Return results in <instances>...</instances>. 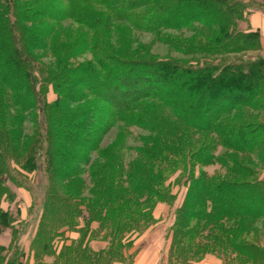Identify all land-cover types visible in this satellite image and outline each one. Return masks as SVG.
Here are the masks:
<instances>
[{"label": "rangeland", "instance_id": "1", "mask_svg": "<svg viewBox=\"0 0 264 264\" xmlns=\"http://www.w3.org/2000/svg\"><path fill=\"white\" fill-rule=\"evenodd\" d=\"M228 1H238L235 8L240 19L236 23V33L251 32L247 27L249 13H245L243 6L246 0ZM7 3V9L10 8L13 14L9 24L14 25L11 32L18 33L17 38L24 54L33 62V72L37 79L36 94L41 96L46 109L43 111L39 104L35 106L34 100H29L22 88L15 92L4 91L0 84V125L8 144L4 140L0 141V166L5 168L6 173L1 180L6 193L0 194V212L7 213L15 221L13 227L3 226L0 229V264H61V258L57 254L62 245L72 246L73 249L75 245L81 244V248L85 247L86 251L107 253L111 248V232L107 229L100 230L98 222L86 223L84 214V217L81 214L78 218L77 228L61 230L64 234L55 239L54 254L32 249L42 215L43 188L49 183L47 174L41 171L44 169L43 154L46 150H55L53 140L56 136L52 139V147H48L43 136L46 127L51 124V112L55 111L53 117L62 114L63 100L70 84L73 85L71 94L77 101L75 104L64 103L70 109L78 112L83 106L87 108L88 103L82 102L78 94L91 98L90 90L79 84L81 81L77 70L81 67L80 73L84 74V70L90 67L98 72L103 65L113 66L115 61L125 63L124 65L167 61L193 68L201 67L206 62L205 64L224 67L227 63L237 64L249 58H264L262 38L260 35L245 37L250 42L254 40L253 50L246 44L249 48H240L235 53H196L188 50L189 42L196 36L208 39L218 35L215 26L205 27L195 23L178 29L145 30L135 26V18L124 20L116 16L121 12L109 11L108 5L111 2L108 0H9ZM255 3L253 10L260 9V2ZM237 38L245 40L243 37ZM258 42L260 49L256 47ZM110 58L112 63L106 61ZM104 61L106 64H103ZM156 88L158 89L150 92L152 98L156 95L155 98L140 104L139 110L133 114L132 124L130 120H115L103 143L92 155L93 162L89 167L93 171L104 169V174L100 172V178L87 176V186L82 192L78 191L80 186L75 183L76 180L65 182L63 186H70L73 193L77 191L73 200L64 198L73 205H78L79 198H94L97 192L96 190L94 193L95 186L100 185L105 192H114V195H107L112 196V202L121 206H124L123 202H127L131 206L135 205V210L144 209L142 216L130 215L135 218L138 227L122 235L121 264H195L209 256L221 260L223 264H243L244 262L235 261L236 257L229 250L228 240L223 234L216 237L217 234L211 235L207 230L200 237L203 251L196 258L174 260L172 249L177 242L178 223L186 211L184 206L191 187L187 182L190 167H186L178 158L180 151L187 146L192 150L201 148L196 153L198 156L210 155L209 152L213 149V158L220 157L221 161L206 162L202 167L194 166L191 171L195 177L203 172L208 179L225 175V179L232 183L256 179L261 180L260 184L263 183L264 187V131L260 133V139L251 153H232L227 148L220 147L221 142L212 133L199 134L183 127L185 111H182L181 103L185 100L168 99L169 93H176V85L157 84ZM212 94L208 93L207 100H212ZM17 97L19 98L16 99ZM25 100L31 108L23 111ZM54 104L57 106L52 108ZM102 104L101 106H107L106 103ZM206 105L207 102L202 104L196 113L198 119L205 115H209L211 119L216 118L214 113L223 108V105L214 102L211 112L204 114ZM45 110L49 112L46 113ZM218 119L245 128L250 133L255 130L258 132L264 126V89L249 105L225 111ZM6 145L9 149L5 148ZM173 148L176 150L173 151ZM33 152L37 154L38 169L36 167L32 172L28 171V174L20 169L17 171L21 176L18 173L17 176H7L11 157L20 168ZM170 152L176 156L171 158L168 155ZM12 167L16 168L14 165ZM237 170L238 174L235 172ZM245 194L248 195V192ZM123 206L121 211H125ZM194 210L196 214L204 215L201 206ZM259 210L263 212L264 208L260 207ZM53 217L55 218H51ZM263 217L251 220L250 239H255V233L259 234L256 239L264 238V227L259 225ZM225 231L227 229L223 232Z\"/></svg>", "mask_w": 264, "mask_h": 264}, {"label": "trees", "instance_id": "2", "mask_svg": "<svg viewBox=\"0 0 264 264\" xmlns=\"http://www.w3.org/2000/svg\"><path fill=\"white\" fill-rule=\"evenodd\" d=\"M8 1L0 0L1 88L10 92L22 88L27 93L28 99L34 100L35 106L41 105L44 111L46 106L35 90L37 79L33 72V62L24 54L17 38L18 33L11 32L14 25L9 24L13 14L10 8L7 9ZM108 1L111 2L108 5L109 11L121 12L122 16L121 13L120 16L115 15L124 20L135 18V26L145 30L178 29L195 23L205 27L215 26L218 29V35L208 39L196 36L189 42L188 50L196 53L219 55L220 53H235L240 48L247 49L250 47V50H253L254 40L250 39V42L246 39L249 38V35L259 36L257 32L236 33V23L238 18L240 19L235 8L238 1ZM255 4L254 0L244 1L245 13H250ZM138 10L140 12H137ZM246 36L248 38H245ZM237 37H243L245 40L241 41ZM257 44V49H260L259 42ZM205 45L207 48H204ZM111 60L110 58L106 61L112 63ZM106 61L103 64H106ZM205 63L203 62L201 67L193 68L167 61L137 62L127 65L115 61L113 66L103 65L104 67H100L98 72L90 67H87L88 70H84L86 71L84 74L80 73L82 72L81 67L77 70L78 78L81 81L79 84H82L86 90H90L91 98L88 99L87 96L78 94L79 99L82 102H87L88 106L86 109L83 106L78 112L73 111L67 104L64 105L65 102L73 104L77 102L72 95L73 85L70 84L68 86L69 91H66L63 100L62 114L53 117L55 111L51 112V124L46 127L43 136L48 147L53 146L52 139L56 136L53 140L55 150H46L43 154L44 169L42 168L41 171L47 174L46 179L49 183L47 182L48 184L43 188L42 215H40L38 234L33 241L32 249L49 255L54 254L55 239L64 234V231L61 230L77 228V220L81 214L82 216L84 214L86 215V223L98 222L100 230L107 229L111 232V248L107 253L95 254L86 251L85 247L81 248V244L75 245L73 249L72 246L62 245L57 254L61 258V264H121V257L123 256L120 250L124 239L122 235L132 228L138 227L135 218L130 215L142 216L144 209L136 208L135 210V205L131 206L122 201L125 211H121L122 206L112 202L113 199L110 198L112 196H107L108 194L114 195V192H105L100 185L95 186L94 193L96 190L97 192L94 194V198L90 200L79 198V204L73 205L66 198H72V200L76 198L77 190L73 193L70 186L63 185L65 182L76 180L75 183L80 186L78 191L82 192L87 186L85 182L87 176L101 177L99 173L104 169L93 171L89 167L90 163L93 162L92 155L103 143L106 133L112 128L115 120L124 122L130 120L129 122L132 124L133 114L139 110L140 104L145 100L155 98L156 95H153L152 98L150 92L153 89H158L156 88L157 84L171 83L177 86L176 93H171L173 95L169 93L168 99L170 101L185 100V102L183 101L185 104L181 103V109L185 111L182 118L184 128L199 134L203 132L212 133L221 142H219V146L224 149L227 148L232 153L252 152L260 139V133L264 131V126L259 128L258 132L255 130L250 133L245 128L236 127L218 118L225 111L249 105L252 99L262 94L264 89V58H249L245 62L237 64L227 63L224 67ZM120 64L122 65L120 66ZM211 92L213 93L212 100L209 101L207 95ZM229 101L234 104L229 103ZM206 102L207 109H205L204 114L211 112V105L214 102L220 106L223 105L222 110L219 109L214 113L217 115L216 118L211 119L209 115H205L202 117L203 119H198L195 116L202 104ZM102 103H106L107 106H101ZM23 104V111L31 108L27 100ZM45 111L46 113L49 112L48 110ZM4 139L6 137L0 125V141ZM5 142L7 144V140ZM7 145L5 148H8ZM48 147L46 146V148ZM172 150L174 151L176 148ZM199 151L201 148L192 150L187 146L180 151L178 158L186 167H190L187 182L191 187L184 206L186 211L183 212L178 223L177 242L172 249L174 260L182 261L196 258L203 251L200 237L207 230L211 235L217 234L216 237H218V234H223L227 238L229 250L236 257L235 261L244 262L243 264H264V238L256 239L259 234L255 233V239H250V234H252L250 233L252 230L251 220L254 217L264 216V211L259 210L260 207L264 208L263 183L260 184L261 180L256 179L251 182L232 183L225 179V175L208 179L203 172L195 177L191 171L194 166L202 167L205 166L203 163L206 162L221 161L220 157L213 158V149L210 150V155L198 156L196 153ZM34 152L36 151L34 150ZM34 152L26 164L20 168L11 157L10 164L8 163L7 176L12 174L17 176L20 169L27 174L28 171L35 170L38 166V158ZM1 153L0 144V157ZM170 153L168 154L170 157L176 156V154ZM189 163L191 165H188ZM12 165L16 168H13ZM4 169L0 166V194L6 193L3 191L1 181L2 176L6 174ZM235 172L238 174V170ZM102 173L104 174V172ZM19 176L21 175L19 174ZM246 192L248 195L245 194ZM199 206L202 207L204 215L196 214L194 209ZM52 216L55 218H51ZM106 223H111V225L107 226ZM14 224L15 221L10 215L0 212V229L3 226L13 227ZM259 225L264 227V217ZM217 226L218 228H216ZM226 229L227 231L223 232ZM62 242L64 241L62 240Z\"/></svg>", "mask_w": 264, "mask_h": 264}, {"label": "crops", "instance_id": "3", "mask_svg": "<svg viewBox=\"0 0 264 264\" xmlns=\"http://www.w3.org/2000/svg\"><path fill=\"white\" fill-rule=\"evenodd\" d=\"M260 2V9L252 10L247 18V27L251 32H257L262 38V50L264 52V0H254ZM195 264H223L221 260L212 256L206 257L205 259Z\"/></svg>", "mask_w": 264, "mask_h": 264}]
</instances>
